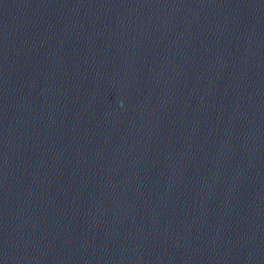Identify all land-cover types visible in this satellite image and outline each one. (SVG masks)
I'll return each mask as SVG.
<instances>
[{"label":"water","instance_id":"1","mask_svg":"<svg viewBox=\"0 0 264 264\" xmlns=\"http://www.w3.org/2000/svg\"><path fill=\"white\" fill-rule=\"evenodd\" d=\"M0 264H264V0H0Z\"/></svg>","mask_w":264,"mask_h":264}]
</instances>
